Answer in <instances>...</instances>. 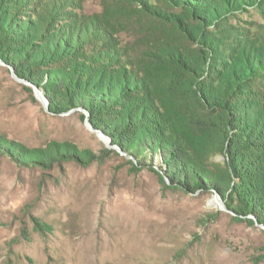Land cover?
<instances>
[{"label": "rangeland", "instance_id": "rangeland-1", "mask_svg": "<svg viewBox=\"0 0 264 264\" xmlns=\"http://www.w3.org/2000/svg\"><path fill=\"white\" fill-rule=\"evenodd\" d=\"M2 1L9 44L16 37L7 33L11 25L23 28L24 49L60 42L62 49L43 68L64 70L71 78L73 62L81 70L97 60L98 75L107 70L122 84L126 73L173 118L163 96L168 86L179 81L188 90L216 82L210 62L192 78L177 63L181 52L196 57L208 51L207 37L197 28L212 34V27L225 22L238 32L236 41L250 34L251 49L241 48L240 54L264 60V0ZM250 78V92L264 104V70ZM43 84L20 77L0 56V145L26 152L71 146L95 159L42 168L0 149V264H264L263 227L232 220L211 191L187 194L165 187L156 173H164L157 154L152 165L133 170L132 158L86 126L84 108L51 113Z\"/></svg>", "mask_w": 264, "mask_h": 264}, {"label": "trees", "instance_id": "trees-1", "mask_svg": "<svg viewBox=\"0 0 264 264\" xmlns=\"http://www.w3.org/2000/svg\"><path fill=\"white\" fill-rule=\"evenodd\" d=\"M171 1L182 4L180 0ZM5 3L0 0V56L20 77L38 86L45 81L42 89L51 113L58 115L84 108L91 126L133 159L129 161L133 170L152 165L153 155L157 154L164 173L149 168L157 173L165 187L187 194L198 189L217 193L232 214V220L250 225L256 221L264 228V104L248 86L249 78L264 70V60L259 57L254 61L250 54L239 52L241 48L251 49L250 34L241 42L236 41L238 32L225 22L212 27V34L197 28L200 36L207 37L208 51L201 50L196 57L181 52L177 63L181 62L188 70L187 76L192 78L202 74L205 61L210 62L216 82L211 85L204 82L188 90L180 89L179 81L168 86L163 96L173 106L176 114L173 118L162 103L152 100L145 90L140 92L145 87L132 84L126 73L122 74L126 80L122 84L107 70L98 75L97 60L92 61L93 67L83 69L80 65L81 70L73 62L72 67L76 69L71 78L64 70L43 68L49 63L47 57L62 49L60 42L52 47L48 45L45 50L37 44L24 49L19 39L23 28L11 25L7 33L16 37L9 44L3 37L7 26ZM201 16L204 24L210 23ZM189 24L193 26L190 21ZM0 149L19 163L42 168L74 159L89 165L95 159L92 152L71 146L29 152L20 146L0 145ZM218 156L223 158L222 162L215 161Z\"/></svg>", "mask_w": 264, "mask_h": 264}, {"label": "water", "instance_id": "water-1", "mask_svg": "<svg viewBox=\"0 0 264 264\" xmlns=\"http://www.w3.org/2000/svg\"><path fill=\"white\" fill-rule=\"evenodd\" d=\"M85 124H86L87 127H89V128L91 127L90 123H89L87 120L85 121ZM98 134H99V133H98ZM102 138L104 139V137H102ZM104 140H105L107 143H110L108 140H106V139H104ZM117 149H118V148H117ZM118 151L121 153V151H120L119 149H118ZM129 158H131V157H129ZM164 180H165V182H166L167 185L170 184V183L166 180L165 177H164ZM215 195L218 197V194H217V193H215ZM255 225H256V226H259V225L257 224L256 221H255ZM260 227H262V226H260Z\"/></svg>", "mask_w": 264, "mask_h": 264}, {"label": "bare ground", "instance_id": "bare-ground-1", "mask_svg": "<svg viewBox=\"0 0 264 264\" xmlns=\"http://www.w3.org/2000/svg\"><path fill=\"white\" fill-rule=\"evenodd\" d=\"M101 137V136H100ZM213 203H215V202H213Z\"/></svg>", "mask_w": 264, "mask_h": 264}]
</instances>
